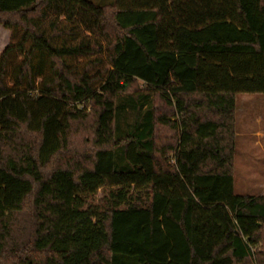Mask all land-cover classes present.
Masks as SVG:
<instances>
[{"label": "trees", "instance_id": "trees-1", "mask_svg": "<svg viewBox=\"0 0 264 264\" xmlns=\"http://www.w3.org/2000/svg\"><path fill=\"white\" fill-rule=\"evenodd\" d=\"M0 27V264H264L233 179L264 0H0Z\"/></svg>", "mask_w": 264, "mask_h": 264}, {"label": "rangeland", "instance_id": "rangeland-1", "mask_svg": "<svg viewBox=\"0 0 264 264\" xmlns=\"http://www.w3.org/2000/svg\"><path fill=\"white\" fill-rule=\"evenodd\" d=\"M9 34L0 27V52L8 42ZM234 192L236 194H264V95L239 94L235 98ZM130 108H126L119 129L126 130L133 121ZM174 119V117H172ZM260 136V135H258ZM259 142V145L258 143ZM105 190H98L93 205L100 206ZM92 202V201H91Z\"/></svg>", "mask_w": 264, "mask_h": 264}, {"label": "crops", "instance_id": "crops-1", "mask_svg": "<svg viewBox=\"0 0 264 264\" xmlns=\"http://www.w3.org/2000/svg\"><path fill=\"white\" fill-rule=\"evenodd\" d=\"M257 134L260 135V136L257 135V138L263 137V135H264V134H263L262 132H260V131H257ZM257 143H258V145H259V142H257Z\"/></svg>", "mask_w": 264, "mask_h": 264}]
</instances>
